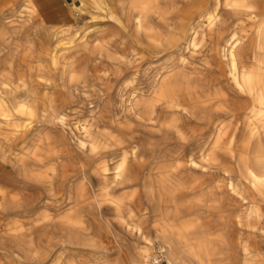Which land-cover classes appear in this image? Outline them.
Instances as JSON below:
<instances>
[{"label":"rangeland","instance_id":"1","mask_svg":"<svg viewBox=\"0 0 264 264\" xmlns=\"http://www.w3.org/2000/svg\"><path fill=\"white\" fill-rule=\"evenodd\" d=\"M58 1L63 18L51 23L36 0H0V100L10 106L7 116L0 108V264H139L133 252L145 244L141 232L154 240V226L167 216L187 247L207 237L193 264H242L246 257L264 264V196L252 202L246 173L253 149L264 146V123H239L229 149L233 122L225 119L219 134L210 130L207 117L220 104L202 103L224 92L232 102L248 100L234 92L218 37L240 24L247 31L236 45L241 64L264 69V15L219 0L213 24L207 11L190 9L197 14L190 20L183 14L193 0H153L137 28L138 0H107L103 9L85 0L80 14L72 0ZM175 72L192 96L179 105L158 95ZM4 81L11 84L3 96ZM123 147L130 155L124 178L117 176ZM212 149L219 150L216 163L201 157ZM176 163L180 174L167 176Z\"/></svg>","mask_w":264,"mask_h":264},{"label":"bare ground","instance_id":"2","mask_svg":"<svg viewBox=\"0 0 264 264\" xmlns=\"http://www.w3.org/2000/svg\"><path fill=\"white\" fill-rule=\"evenodd\" d=\"M72 1H73V8L75 9V11L78 14L83 13L84 9L87 6L85 0H80V2H77L75 0H72ZM106 1L107 0H92L94 6L100 8V9L104 8L103 4ZM111 1L113 2L111 5H115V4H117V2L120 3V5H121V0H111ZM152 1L153 0H138L134 4V7L137 9V11L134 12L133 23L137 28H143L144 27L143 26L144 22L147 19L148 13L150 12V10L152 9L153 4H154V3H152ZM185 1H190V0H185ZM263 1L264 0H262V2ZM87 2H89V1H87ZM193 2L195 3V5L194 6L193 5L188 6L186 10H183V14H185L187 16L188 15L187 13L189 12L190 9H194V11H196V12H192V13H198V15H202V13L204 15V12L207 11L206 15H208V20L213 24H216L218 22V20H219V14L218 13L219 12L217 11V6L219 5V0H193ZM190 4H191V2H190ZM211 7H213V8L211 9ZM233 8L237 11H241L243 14L245 13V15L253 14L254 18L260 14L264 15V5L257 7L254 3V0H237L234 3ZM105 11H106V9H105ZM192 13H191V15H188L189 20L192 19V17L195 15L194 14L192 16ZM109 15L114 17L120 23V25H122V23H123L122 19L119 16H117L116 14H114V12L112 10H110ZM125 23H127V21ZM260 30H261V33H260L261 38L260 39H261L262 44L264 46V25H263V29H260ZM245 34H247V31H244V33H242V31H240V24H238V23L233 24L229 30L223 31L219 34V37H218L219 38V41H218L219 51L218 52H219V54L222 50L225 53L227 52L228 60L230 63L229 71L231 72L232 79L235 83V88H236L234 90V92H236V93L246 92L248 100H246L245 102H243V101L242 102H240V101L232 102L231 96L227 92H224V93L217 94L216 96L206 97L202 101L203 105H205L206 107L213 106L216 103L220 104V107L218 109H216L213 113L209 114L207 117V120H208L207 125H208V128L210 130L215 131L219 134V132L223 126L222 124H223L225 119L229 118L233 122V126L231 124L232 131H231L229 137L227 138V142H226V145H227L226 147H228L229 149H232V147H234V141L236 139L235 138V131L237 130L238 125H240L239 123H241V124L244 123V124H248V125L260 123V122L264 123V72H263L264 69H263V67H260L261 70L250 69V67L246 66L245 64H241L240 59L238 58L237 53H236V49H237L236 45H237L238 41H240L242 36H245ZM195 38H196L195 36H191L190 42L195 43ZM239 44H241V43H239ZM2 78H4V77H2ZM162 81H163L162 86H161V89L158 93V95L160 96L159 98L161 100L165 98V100L175 102L176 104L178 103V105H179L181 103V101H183L185 99H189V98L191 99L192 98V96L190 95L191 94L190 93V86L188 84L186 85V81L184 80V78L180 72L171 73L170 75L166 76L165 79ZM219 82H217V85L219 84ZM9 84H11V81L10 82L9 81L3 82V86H2L3 89L1 91L2 94L4 93L3 96L7 94V92H8L7 89H9ZM209 84H210V82H209ZM210 85H212V84H210ZM214 85H215V82H214ZM231 88L233 89V87H231ZM11 90H10V92H11ZM29 94H32V93H29ZM24 95H26V94H24ZM239 95H241V94H239ZM10 96H12V94H10ZM35 98H37V97H35ZM244 98H246V97L244 96ZM16 99H18V98H16ZM16 99L13 100L14 103H15ZM11 101H12V99H11ZM31 101H29V102H31ZM16 102L18 103V101H16ZM30 104L31 103H29V105ZM8 107H10L8 100H7V98L3 97L0 100V108H1V111L3 110V112L5 113V116L8 115L6 113L8 111V110H6ZM172 111H174V110H172ZM157 116L158 115H156V117ZM254 127L255 126L251 127V129H254ZM112 140L116 141L113 138H112ZM95 145H97V143ZM98 146H99V143H98ZM95 147L93 146V148H95ZM216 150L217 149H212L210 151L208 150L209 152H207V151L204 152L201 155V157L203 156L202 157L203 160L209 161V162L218 161L219 150H217L218 152ZM133 154H134V151L132 152V155ZM129 157H130V155H128V149L124 148L123 149V157L121 158L120 163L117 165V168H118L117 176L123 177L125 174L128 173V171L130 169L129 165H128ZM248 160H249L250 166L248 165L246 173L248 175V178H250L249 187H250L251 192L253 191V193H254V196L252 197V202L254 203L258 199L259 195L264 196V146L262 147V149L256 150L254 148L252 156ZM189 161L191 164H194V165L196 164V161L193 158L189 159ZM182 167H183L182 164L176 163L175 165H171L169 169H166L165 172H166L167 176H169L168 172L170 173V175L180 174V170L182 169ZM239 168H242V167H239ZM242 171H244V170H242ZM244 175H245V173H244ZM228 177H230V176H228ZM128 179H129V177L127 178V180ZM173 183L174 182L172 180H170V181L168 180L169 185H172ZM228 185L230 186V189L233 192H236L235 186H234V183L232 182V180L229 181ZM103 189H105L104 190L105 194H103V195L109 196L110 191L107 190V187H103ZM112 191H113V189H112ZM244 198H245V196H244ZM111 199H114V198H111ZM114 201L116 203L115 208L117 210H119L121 208V201H119V200H114ZM252 213H253V210H252ZM248 214L246 213L245 216L248 217ZM182 224H185L186 227L190 226L188 224V222H186V223L180 222V225H182ZM138 229H139V227H138ZM152 231H153V235L155 236V239L153 240L152 237L149 236V234L141 232L142 240H143V243H145V244L141 245L139 248H137L133 252V257L138 260L139 264H149L148 263V255H149L148 249L153 248L156 241L158 242L159 245H162L166 248L167 259L171 262H174V263L176 262L179 264H193L196 261L197 262L200 261V259H199L200 258L199 257L200 251H202L203 253L206 252L207 248H205L206 246L203 245V242L206 241V239H207L206 236H203V239L201 236L195 237L198 239V241L200 243H202V244H199L198 247H192V248L187 247V245H185L183 243L185 234L182 233V231L178 228V224H176L175 222L170 220L168 216L163 221H160L159 223H157L154 226V229ZM73 241L75 242L76 239H74V240L72 239L66 243L74 244ZM62 243H65V242L63 241ZM184 248H186L189 251V254H188V252L185 251L186 249H184ZM190 254L194 257L193 258L190 257L189 256ZM242 264H250L248 262L247 257L244 259Z\"/></svg>","mask_w":264,"mask_h":264},{"label":"crops","instance_id":"3","mask_svg":"<svg viewBox=\"0 0 264 264\" xmlns=\"http://www.w3.org/2000/svg\"><path fill=\"white\" fill-rule=\"evenodd\" d=\"M36 5L43 11V14L48 18L51 23H58L59 19L63 18V3L58 0H36ZM60 10V18H58ZM57 17V19H56Z\"/></svg>","mask_w":264,"mask_h":264},{"label":"built area","instance_id":"4","mask_svg":"<svg viewBox=\"0 0 264 264\" xmlns=\"http://www.w3.org/2000/svg\"><path fill=\"white\" fill-rule=\"evenodd\" d=\"M149 264H177L167 259L166 248L156 244L153 250L148 255Z\"/></svg>","mask_w":264,"mask_h":264},{"label":"water","instance_id":"5","mask_svg":"<svg viewBox=\"0 0 264 264\" xmlns=\"http://www.w3.org/2000/svg\"><path fill=\"white\" fill-rule=\"evenodd\" d=\"M67 1H71V0H67Z\"/></svg>","mask_w":264,"mask_h":264}]
</instances>
